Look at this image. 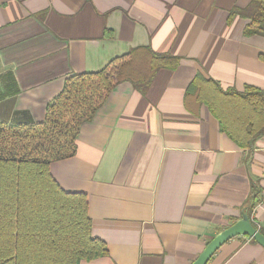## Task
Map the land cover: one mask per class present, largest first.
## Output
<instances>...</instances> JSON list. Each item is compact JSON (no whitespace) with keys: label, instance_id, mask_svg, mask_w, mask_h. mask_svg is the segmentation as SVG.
<instances>
[{"label":"crops","instance_id":"crops-1","mask_svg":"<svg viewBox=\"0 0 264 264\" xmlns=\"http://www.w3.org/2000/svg\"><path fill=\"white\" fill-rule=\"evenodd\" d=\"M251 0H0V123L34 125L77 74L129 60L136 49L178 58L145 92L115 85L49 164L87 201L90 234L108 254L79 264H192L242 220L264 234V133L240 147L187 88L201 74L222 90L264 94V29L249 33ZM118 61V62H117ZM207 264H264L248 237Z\"/></svg>","mask_w":264,"mask_h":264},{"label":"trees","instance_id":"trees-1","mask_svg":"<svg viewBox=\"0 0 264 264\" xmlns=\"http://www.w3.org/2000/svg\"><path fill=\"white\" fill-rule=\"evenodd\" d=\"M248 8L249 33L261 32L264 0H251ZM177 63L169 54L136 49L127 61L67 78L47 104L42 122L0 123V264H79L108 254L104 242L90 234L85 195L62 190L49 164L75 154L80 125L92 119L115 85L129 82L145 92L158 69H172ZM186 93L208 106L220 131L238 146L247 147L264 133L261 91L222 90L198 74ZM255 205L253 194L244 214L257 229L251 221Z\"/></svg>","mask_w":264,"mask_h":264},{"label":"water","instance_id":"water-1","mask_svg":"<svg viewBox=\"0 0 264 264\" xmlns=\"http://www.w3.org/2000/svg\"><path fill=\"white\" fill-rule=\"evenodd\" d=\"M238 236L248 237L264 248V236L251 225L248 217L243 213L242 220L214 235L192 264H207L224 243Z\"/></svg>","mask_w":264,"mask_h":264},{"label":"rangeland","instance_id":"rangeland-1","mask_svg":"<svg viewBox=\"0 0 264 264\" xmlns=\"http://www.w3.org/2000/svg\"><path fill=\"white\" fill-rule=\"evenodd\" d=\"M109 71L113 72V71H114V69H112V70L110 69Z\"/></svg>","mask_w":264,"mask_h":264}]
</instances>
